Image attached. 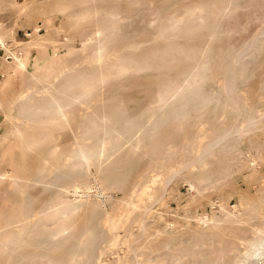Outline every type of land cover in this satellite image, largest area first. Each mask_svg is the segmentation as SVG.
<instances>
[{"label": "rangeland", "instance_id": "374dc122", "mask_svg": "<svg viewBox=\"0 0 264 264\" xmlns=\"http://www.w3.org/2000/svg\"><path fill=\"white\" fill-rule=\"evenodd\" d=\"M37 1L0 0V33L3 42H10L7 44V50L20 58H25L28 52L31 53V56L24 59L27 72L22 71L14 75L15 67L8 63L11 60L6 62L3 56L0 57V101L5 100L7 106L17 92L31 89L36 91L33 95L36 105H44L52 98L65 102L68 100L67 95L57 88L50 89L48 84H53L57 76L70 71L72 75L69 74L65 78H80L82 83L75 89L76 93L85 86H88L90 92L76 97L80 111L76 115L73 130L43 126L42 122L48 120V117L42 115L32 117L27 126L20 120L21 141L27 146L32 145L26 149L17 145L20 138L12 135L16 124L6 121L0 111V165L6 162V165L14 167L13 174L22 180L19 186L23 185V182L38 179L36 172L44 167L46 168L43 169L42 181L58 183L57 187L47 189L43 194L40 187L31 192L37 196L40 193L41 196L40 201H35L37 204L31 208L28 216L32 219H28V222H21L20 211L23 201L28 198L26 193L14 188L8 200L1 202L3 206L8 207L3 220L7 221L14 216L15 222L24 223L25 227H20V230H24L17 238L19 249L17 248L15 255L8 261L0 256V264H44L47 259L66 263L69 260L76 247L75 239L66 242L56 251L49 250V247L38 249L35 243L40 241L37 238L39 233L36 232H40L39 228L51 221L48 214L38 217L41 208L54 205V197L58 194L57 202L67 201L66 204H71L78 200L79 197L65 198L66 194L62 192L71 190L74 186L84 188L83 192L87 197L82 199L83 206L69 217L65 233L76 234L82 227V230L93 228L91 230L96 234L95 247L91 256L86 257L90 260L87 264H232L233 250L228 248L231 252L227 250L229 255L223 257L225 259L220 257L221 260L218 259L217 253H214L215 257L212 254L217 248L224 249L221 245L228 242L231 229L240 231L244 227L224 223V216L221 214L216 227L200 226L198 219H211L213 215L218 214L220 204H224L229 212H235L239 209V206L236 207L239 205V196L253 200L259 195L258 191L264 180V122L254 134H248L237 142L236 150H222L221 155L213 160L206 158L195 164L189 162L202 152L214 131L229 127L230 119L226 114L214 120V123L209 113L196 120H185L180 126L174 121H169L151 138L144 139L137 148L126 147L110 159L94 161L88 168L83 167L78 172L73 170L77 161L68 162L66 158L76 142H82L81 137L92 116L117 121V105L131 109V100L137 99L136 101L142 103L146 92L160 90L165 81L180 80L183 70L199 59L207 44H210L212 78L205 85V89L219 93L223 89L220 74L223 56L232 46L240 44L264 26V7L261 0L243 4L229 24L235 26V31L228 37L213 39L208 37L209 31L205 22L202 24L194 17L182 16L181 23L177 25L168 22V15L174 9L193 0H152L150 7L133 14L118 8L119 5L113 1L106 4L95 0H39V4ZM218 1L220 0H207L204 7L212 11L213 5ZM96 3L99 4L96 6ZM174 26L177 28L174 29ZM191 30L195 32L192 33ZM35 44L37 46L34 47ZM39 46L44 47L43 52ZM185 48L189 49L188 52ZM263 52L264 48L255 53L261 57L262 63L253 70L240 69L236 78V89L241 100L260 114L264 113V57L261 56ZM34 57L38 60L46 58L51 68H41L37 73H32V78L30 71ZM44 75H49L48 79L44 80ZM69 94H74V91ZM15 138H18V141ZM56 148L57 151H54ZM243 163H246L245 166ZM230 164L229 170L232 174H222L224 166ZM57 173L58 180L53 176ZM187 175L191 178H187ZM207 176H210L209 183L205 180ZM60 187L61 189H58ZM92 207L93 209H90ZM90 212H93L92 215ZM107 216L110 219L117 218L116 224L107 222ZM146 218H160L162 222L159 223L158 233L151 227L143 233L142 219L144 221ZM248 232L250 230L246 232L250 235L245 233L244 238L250 239L256 233ZM221 233H224L222 237ZM208 238L212 241H208ZM241 242L235 241V249L241 250L240 253L243 251ZM22 243L26 244L22 246ZM212 245L217 247L216 250ZM175 255L178 259L173 261ZM27 256L30 260H27ZM38 256H43L44 259H39Z\"/></svg>", "mask_w": 264, "mask_h": 264}, {"label": "bare ground", "instance_id": "6f19581e", "mask_svg": "<svg viewBox=\"0 0 264 264\" xmlns=\"http://www.w3.org/2000/svg\"><path fill=\"white\" fill-rule=\"evenodd\" d=\"M38 1H37V3L39 4ZM95 1H98V2L104 3V4L108 3L109 1L116 2L117 5H119L118 8H123L124 10H126L130 14L138 13L141 9L150 7V4L152 3V0H95ZM209 1H211V0H209ZM250 1H253V0H220L213 5V9L211 11V10L206 9L204 7L205 6L204 2H207V0L206 1H203V0L194 1L193 0V2L184 3L183 6L178 7L177 9H174L168 15V18H169L168 22L172 25H177L178 23H181V19H183L182 16L189 17V18L194 17V18H196V20H199L202 24H203V22H205V24L207 25V29L209 31V33H208L209 39H213L215 37H228L231 33H233L235 31V26L229 25L230 21L235 17V13L237 12V10L243 4H245L246 2H250ZM46 2H47V0H46ZM261 2H262L263 7H264V0H261ZM83 3H85V2L83 1ZM97 4H99V3H96V6H97ZM98 11H99V9H98ZM110 11H112V10H110ZM105 21H106V19H105ZM191 23H193V21H191ZM175 28H177V26L176 27L174 26V29ZM193 29H195V28H193ZM201 30H203V29H201ZM187 31H188V29H187ZM191 31H193L192 33L195 32V30H191ZM263 31H264V26L261 27V29L259 28V30L257 32H255L254 35L243 40L240 44L232 46V48L229 49V51L225 54V56H223L221 67H220V74H221V78L223 79V89L219 93L214 91V90L205 89V85L208 83L209 79L212 78V61L209 57L210 44H207L202 49V52L200 53L199 59L191 62L183 70V72L181 73V76H180L181 77L180 80L165 81L166 83L164 82V85L160 87L161 88L160 90L153 91V92H146L145 97L142 100V103L136 101L137 99L131 100L130 102L133 103V106L131 109H126L125 106L117 105L115 107L117 113L119 114V118L117 117L118 118L117 121H111L106 117L98 118L96 116H92V117L88 116L91 118L88 121V125L86 126L85 131L81 137L82 142L81 141L76 142L74 148L71 149L70 154L66 158L68 162L69 161H77V163L73 167L74 172H78V170L83 168V167L88 168L90 166V164L93 163L94 161L102 160V159H110V157H112L115 153L120 152L121 150H123L126 147L127 148H137L144 139L151 138L163 125H165L169 121H174L177 123V125L180 126L183 121L185 122V120L190 121L189 119H194V120L199 119L205 113L210 114L212 123H214V120L218 119L223 114H226V117H228L230 119V123H229L230 125L228 128L216 129L215 131L213 130L214 133H213L212 137L210 138V141L204 146L202 152L199 155H196L191 160V162H189V164L199 163L206 158L213 160L214 157L221 155L222 150L226 151V152L236 150L235 144L237 142H239L243 137L248 136V134H252V133L254 134V131L256 132V130H259L262 127V124L264 122V113H262V114H260L259 112L257 113L253 109V107L245 105L243 103V101L241 100V98L237 92V89H236V86H237L236 78H237L238 71L242 68H249L250 70H253L260 63H262L260 61L261 57L259 58L258 56L255 55V53L258 49L264 48ZM204 34L202 33V35H204ZM96 36L97 35L95 33L94 37H96ZM2 42H3V36L0 33V44ZM34 43H36V42H34ZM174 44H176V43H174ZM176 45H178V44H176ZM176 45H175V48H176ZM33 46L35 47L37 45L35 44ZM181 46L183 47V45H181ZM42 47H40V48L42 49V52H43L44 47L43 48ZM178 47H180V46H178ZM188 48H185L186 51ZM73 49H74V47H73ZM77 49H78V47H77ZM38 50H39V48H38ZM25 54H27V53H25ZM9 55H10L11 61H9L8 63H12L15 67V72H13V75L15 73L25 71L24 59L26 57L31 56V53L28 52L27 56L25 55V58H20V57L14 56V54H9ZM186 55H187V53H186ZM43 56H44V54H43ZM261 56L264 57V52L262 53ZM34 58L37 59L36 57H34ZM34 58H32V63L30 62L31 63L30 73H31L32 78L34 77L33 76L34 74L32 75V73H37L36 71L40 70L41 68H45V67L49 68L50 67L49 60H47L46 58H41L40 60H38V59L35 60ZM5 61L7 62L8 59L7 60L5 59ZM57 62H58V60H57ZM120 64H121V62H120ZM43 71L46 72L44 69H43ZM25 72H27V71H25ZM53 72H55V70ZM116 73H117V71H116ZM69 74L72 75V71L57 76V78L53 84H48V87L50 89L51 88L52 89L57 88V89L61 90L65 94V96L67 95L68 100L65 102H63L62 100L52 98V99H50L49 102H47L44 105H40V106L36 105L34 103V99H33V95L36 91L31 90V89H25V90H22L20 92H17L15 94V97L13 98V100H11L7 106L5 105V102H6L5 100H2L4 103L2 101H0V111L2 112V114L4 116V119L10 123L16 124L15 125L16 128L15 129L13 128L14 131H13L12 135H14V137L16 136V137L20 138L19 141L17 140L18 138H15L16 141H18L17 145H20L21 147L23 146L24 149H26L29 146L30 147L32 146L29 144H28L29 146H27L26 143H22V141H21L22 140V134H21V129H20V123H21L20 120L24 121L23 123H25L27 126V125H29L30 121H32V119H33L32 117L42 115V116L48 117V120L42 122L43 126L49 125V126H54L60 130L61 129L62 130H64V129L73 130L76 115L80 111L78 109V105H77L78 100L76 99V97L79 95L83 96V95L88 94L90 92V89L88 88V86H85L82 88V90H80L76 93L75 89L77 87L81 86V84H82L81 80H80V78H74L73 76H70L68 79H66L65 77ZM48 77H49V75H46L44 77L45 79L44 78L43 79L46 80V79H48ZM109 79L111 80L112 77ZM39 80H37V81H39ZM110 80H108V82ZM39 83L41 84L42 81ZM45 83H47V82H45ZM43 86H44V82H43L42 87ZM72 91H74V94H69ZM68 102H71V103L68 104ZM130 102H128V103H130ZM87 114H85V115H87ZM221 123H222V121H221ZM186 124H188V122ZM10 132H12V130ZM259 132H261V130ZM262 133H263V131H262ZM73 138H74V136H73ZM38 143L35 142V144H38ZM248 144H249V141H248ZM263 144H262V146H263ZM249 146H251V145H249ZM33 147H35V145ZM56 147H57V145H56ZM54 151H57V148ZM237 151L240 152V149L237 148ZM11 159L13 160V158H11ZM245 161H247V160H244V162ZM2 163H1L2 166L0 165V256L5 258L6 261H8L12 256L15 255V253L19 249L17 246L18 245L17 244V238H18L19 234H23L22 231L24 229L20 230V227L22 228V226H24L25 224L24 223L17 224L15 222L14 216L10 217L7 221L5 220L6 221L5 222L3 220V218L8 211V207L3 206L1 204V202L8 200V197H9L10 193L12 192V190H14V188H19L20 192L26 193L28 198L27 199L25 198V200L23 201L20 211H21V215H22L21 222H24V221L28 222L30 219H32V217L28 216L31 212V208L33 207L34 204L35 205L37 204V203H35V201L38 202V200L40 199V196H41V195H39L40 193L38 194V196L32 195L31 192L34 189L40 187L41 192L43 194V192L46 191L47 189L49 190L53 187H57L58 183L56 184L54 182L56 184V186H54L55 184L53 182H52L53 183L52 184L51 182L42 181L43 169L46 168V167H44L40 171L36 172V173H38V179H36L34 181L23 182L24 184L19 186V183H21L22 180L21 179L19 180L18 176H15L13 174L14 167H12V165H9V164L6 165L5 164L6 162H2ZM207 164H209V163H207ZM231 164L224 166L225 170H223L222 174H226V176L232 174V172L229 170V168L231 167ZM245 164L246 163H243V166H245ZM29 165L32 167L31 164H29ZM207 166H209V165H207ZM243 166L242 165L240 166L241 169L243 168ZM217 169H218V167H217ZM61 170H62V168H61ZM179 170H181V169L179 168ZM179 170H177V171H179ZM183 171L184 170H182V172ZM214 172H216V170ZM202 173L203 172H201V174ZM77 174H79V173H77ZM53 176H55L54 178L56 180H58V178H59L58 173L53 175ZM62 176L65 177L64 174ZM68 177H70V176H68ZM209 177L210 176H207L205 179V180H207V183H209V181H210ZM54 178H52V179L54 180ZM187 178H189L188 175H187ZM195 178H192V179H195ZM203 178H205V177H203ZM214 178H216V177H214ZM198 179H196V180H198ZM201 179H202V177H201ZM211 180H212V178H211ZM58 189H61V187ZM52 190H54V189H52ZM83 190H84V188H82V187L74 186V187H72L71 190L62 191L66 194L65 198H67V197L68 198L69 197H71V198L72 197H74V198L79 197L78 200L74 201L71 204H69V203L66 204L67 201H65L64 203L63 202H57L59 200V194H58V195H55V197H54V200H53L54 205L44 206V207L41 206L42 208H41L40 212L37 214L38 217L40 218L41 216L48 214L50 216L49 220H51V221L48 224L42 225V228H39V229H41L40 232L34 231V233L35 232L39 233V234H37L39 236L37 238H38V240H40V241L37 240L38 242L35 243L36 248L47 249L49 247L48 248L49 250H55L56 251V250L60 249L62 247V245L65 244L66 242H69L70 240H73V239L76 240L75 241L76 247L74 249L75 252L74 251L72 252L69 260L66 263H60V262H57V261H54L51 259L46 260V258H45L46 262L44 264H87V262L90 261L86 257L91 256L92 249L95 247L94 244H95V238H96L95 235L96 234L94 235V232L91 230L93 228L88 229V227H87L85 230H82V228H83L82 227L79 229V232L76 234H74L72 232L67 233V234L65 233V231H67V225L66 224H67L69 217L71 215H73L74 212L77 211L76 209H78L80 206H83L82 202H84V201L82 199L84 197H87L84 195L85 192H83ZM86 191H87V189H86ZM79 193H81V195H78ZM258 194H257L258 196L253 200L239 196L238 197V204L239 205L236 206V207L239 206L238 207L239 209L235 212H229V210L225 207L224 204H220L218 214L213 215L211 219L210 218L206 219V217H204V218L201 217L200 219H198L200 226L205 227V226L210 225L213 227L218 223V217L221 214L224 216V218H223L224 223L226 222L229 224H239V225L244 227L240 231H237L235 229H231L230 235H229L230 238L225 237V238L229 239V240H227L228 242L226 243V245H225V243H223L224 245H221L220 243L222 241L219 243L221 245V247L222 246L224 247V249H221L220 246H219L220 249H218L216 246H213V245H212L213 247L211 246L212 248H215V247L217 248V250L215 248L216 251L213 252L212 255L214 256V253H217L219 256L218 257L219 260H221L220 257L223 258V257L228 256L229 255V254H227L228 251L231 252L233 250V252H232V264H245V263L246 264H264V180H263V184H262L260 190L258 191ZM143 195H144V193H143ZM139 201H140V199H139ZM131 205H132V203L130 204V206ZM130 206H128V207L130 208ZM63 207H65V208H63ZM94 207H95V205H94ZM137 208H135V209L137 210ZM90 209H93V207ZM127 210H129V209H127ZM92 213L90 215H92ZM144 214H145V212H144ZM34 216H36V213ZM107 217H108V218H106L107 222H110L111 225L116 224V222L118 220L117 218H111L110 219L109 216H107ZM116 217H118V216H116ZM157 217H159V216H157ZM160 221H161L160 218H155V220L154 219L149 220L146 218L144 221L142 219L143 223H142L141 229H142L143 233L149 227H151V229L154 228L153 230H155V233H158L159 232L158 226H159ZM211 223L213 225H211ZM223 225H226V224H223ZM48 226H50V228H48ZM247 230L248 231L250 230V232H248V233H251V231H252V234H254L253 231H255L256 233L253 237L250 236L252 238L248 237L250 239L244 238V236H245L244 234L247 232ZM227 232H228V230H227ZM36 233L34 234L35 235L34 238L36 237ZM222 234H224V233H221L220 236ZM31 235H33V234H31ZM247 235H250V234H247ZM31 238H33V237H31ZM209 239H210V241H212L211 238H208V241H209ZM214 239H217V238H214ZM236 240L242 241L241 246L243 247V251L241 253H240L241 250L235 249L236 248L235 247V241ZM100 242H101V240H100ZM214 242H215V240H214ZM24 244H26V243H22L21 245L23 246ZM216 245H218V243ZM63 248H64V246H63ZM228 248L231 251L228 250ZM206 251H208V250H206ZM211 251H210V253H212ZM176 252H177V250H176ZM192 254H196V253H192ZM184 255H185V253H184ZM202 255L203 254H201V256ZM205 255L206 254H204V256ZM26 258H28V256ZM38 258L44 259L43 256H38ZM84 258H86L85 261L83 260ZM216 258H214V259H216ZM175 259H178L176 257V255L172 260L175 261ZM223 259H225V258H223ZM27 260H30V258H28ZM214 262H215V260H214ZM223 263H224V261H223ZM100 264H104V262H101ZM219 264H220V262H219Z\"/></svg>", "mask_w": 264, "mask_h": 264}, {"label": "built area", "instance_id": "2783aa9c", "mask_svg": "<svg viewBox=\"0 0 264 264\" xmlns=\"http://www.w3.org/2000/svg\"><path fill=\"white\" fill-rule=\"evenodd\" d=\"M10 42H2L0 44V57L3 56V59L5 60H10V52L7 50L9 49V46L7 44H9ZM7 45V46H6ZM6 47V48H5Z\"/></svg>", "mask_w": 264, "mask_h": 264}]
</instances>
